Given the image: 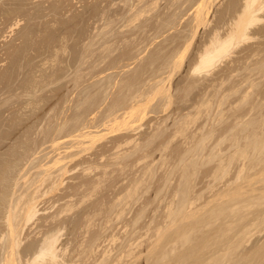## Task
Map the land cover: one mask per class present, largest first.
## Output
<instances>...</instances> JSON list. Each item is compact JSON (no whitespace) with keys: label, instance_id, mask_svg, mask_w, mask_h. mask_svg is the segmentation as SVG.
<instances>
[{"label":"rangeland","instance_id":"374dc122","mask_svg":"<svg viewBox=\"0 0 264 264\" xmlns=\"http://www.w3.org/2000/svg\"><path fill=\"white\" fill-rule=\"evenodd\" d=\"M201 1L0 0V264H6L10 252L11 211L20 214L17 222L21 240L13 264H49L35 261V253L41 241L55 233L57 245L66 250H60L61 254L68 253L67 260L64 258L67 264H94L96 260L98 264H156L163 253L168 256L165 260L163 254L165 261L159 264L168 259V264H197L199 259L201 264H214L205 257L223 250V246L231 248L224 264H264V148L255 147V142H264V11L262 21L249 29V39L236 41L233 52L216 66L194 71L198 54L216 30L226 36L234 29L245 4V0H208L211 12L207 20H211L197 28L194 11ZM140 11L143 13L139 15ZM164 78L175 95L168 107H164L165 99L157 95L127 122L85 128L88 121L87 126H91L111 115L122 99L129 101L135 92L138 94L137 90L148 91L153 82ZM185 117L189 121L185 126L192 125L185 128L186 133L179 127H183ZM82 128L99 130L95 133L101 136L94 142L86 139L90 144H80L76 135ZM138 129L141 135L136 134ZM209 133L211 138H207ZM124 134L126 141L132 142L127 143L129 146L123 145L125 139L120 141ZM173 135L175 140H171ZM203 140L206 145L200 143ZM218 140L222 142L218 144ZM165 142L171 145L165 146ZM215 142L216 148L212 147ZM239 148L245 149L246 155ZM213 150L215 154L219 151L218 155ZM66 166L70 173L63 171L59 176ZM31 197H37L40 211L26 221L22 208ZM188 211L191 213L186 214ZM261 220L263 224L259 225ZM248 223L255 225L247 228ZM191 229V238L180 239ZM218 255L214 254L215 263L223 257Z\"/></svg>","mask_w":264,"mask_h":264},{"label":"bare ground","instance_id":"6f19581e","mask_svg":"<svg viewBox=\"0 0 264 264\" xmlns=\"http://www.w3.org/2000/svg\"><path fill=\"white\" fill-rule=\"evenodd\" d=\"M158 1V0H157ZM201 1V0H200ZM155 2V1H154ZM199 2V1H198ZM207 2H208V0H202L199 4H198V6H197V8H196V11H194L195 12V21H196V26H197V28L200 26H203L204 24H205V26L208 24V22L211 20L210 18V20H207L208 18V14H209V12H211L210 11V7H208V5H207ZM239 3V2H238ZM192 6V5H191ZM142 9H144V8H142ZM141 9V10H142ZM242 10L240 11V13L238 14V16H237V19H235V20H237V21H235L234 23H236L235 24V28L234 29H232L226 36H220L219 35V33H218V31H220V29H218V30H216L217 32H216V34H215V36L212 38V39H210V41H208L209 43H207L206 44V46L204 47V50L201 52V54H198V55H200V59H199V62H197L198 64L197 65H195V66H193V67H195V69H194V71H198V70H208V69H210V68H212V67H214V66H216L217 64V62L220 60V59H222V58H224L225 56H227V55H229L231 52H233V49H234V47H235V45H236V43H240L241 41H243V40H246V39H249L250 37H249V35H248V31H249V29L250 28H252L251 26H253V25H255V24H258V22H260V21H262V19L264 18L263 17V15L261 16V13L264 11L263 9H264V0H245V4H244V6L241 8ZM145 10V9H144ZM143 10V11H144ZM230 10V9H229ZM141 13H138L139 15L140 14H142L143 12L142 11H140ZM237 12V11H236ZM235 12V13H236ZM238 13V12H237ZM137 14V15H138ZM194 14V13H193ZM263 14V13H262ZM210 16V15H209ZM235 17V16H234ZM263 17V18H262ZM264 21V20H263ZM207 23V24H206ZM211 23V22H210ZM203 24V25H202ZM206 28V27H205ZM231 29V28H230ZM196 30H198L199 31V29H196ZM197 31V32H198ZM200 32V31H199ZM215 32V31H214ZM189 33V32H188ZM196 33V32H195ZM195 33H194V35H195ZM197 34V33H196ZM192 38V37H191ZM237 41V42H236ZM236 42V43H235ZM239 45V44H238ZM179 46V45H178ZM65 48V47H64ZM111 48H112V46H111ZM110 49V48H109ZM176 49V48H175ZM173 50H174V48H173ZM177 50H178V48H177ZM179 52V51H178ZM112 54V53H111ZM175 54H177L176 52H175ZM91 55H93V54H91ZM160 55V54H159ZM172 55H173V53H172ZM157 56V55H156ZM160 59V58H159ZM158 59V60H159ZM169 59V58H168ZM155 60V59H154ZM166 60V59H165ZM172 60V59H171ZM172 62V61H171ZM170 62V63H171ZM171 64H173V62L171 63ZM192 64V63H191ZM196 64V63H195ZM166 66V65H165ZM164 66V67H165ZM175 66V65H174ZM173 66V67H174ZM177 66V65H176ZM160 70H162V69H160ZM164 70V69H163ZM171 75H172V72H171ZM170 75V76H171ZM167 77V76H166ZM167 78H169V77H167ZM168 79H162V80H159V82H153L154 83V85H152L150 88L151 89H147L148 91H144L143 92V90L141 91V89H139L138 87V89L140 90V92H138V90H137V95H136V92H135V96L134 95H132V96H128L129 97V101H126L125 99L123 100L122 99V101L121 102H119V105H117L118 103L116 102V100H115V102L117 103L116 105L118 106V107H115L116 109V113H115V110H113L114 111V113H113V111L111 112V115H108V116H106L105 115V118H103L102 120H97L95 123H94V125H91V126H87V124H88V122H87V124H86V126H85V128H91V127H96V128H99L100 126L102 127V126H109V125H114V124H116V123H123V122H127L132 116H134L135 115V113H136V111H138V110H140L141 109V107L142 106H145V105H147V103L149 102V98L151 99V98H154V97H156L157 95H161V97H163L164 99H165V104H164V107H168L170 104H171V102L173 101V95L174 94H172V92H171V86L168 84V82H167V84H165L166 83V81H167ZM169 81V80H168ZM113 82V81H112ZM254 82L255 81H253V84H254ZM122 83V82H121ZM156 83V84H155ZM252 83V82H251ZM250 83V84H251ZM256 83V82H255ZM94 84H96V83H94ZM109 84H111V83H109ZM98 85V84H97ZM115 85V84H114ZM133 85H135V84H133ZM149 85V84H148ZM111 86V85H110ZM119 86V85H118ZM256 86V85H255ZM94 87H95V85H94ZM134 87V86H133ZM190 87V86H189ZM93 88V87H92ZM96 88V87H95ZM109 88V87H108ZM146 88V87H145ZM250 88V87H249ZM254 88V87H253ZM189 89V88H188ZM135 90V89H134ZM187 91V90H186ZM189 91V90H188ZM173 93H174V91H173ZM110 94H111V92H110ZM107 95V94H106ZM134 96V97H133ZM175 96V95H174ZM245 96H248V95H245ZM89 97V96H88ZM189 97V96H188ZM90 101H92V100H90ZM118 101H120V100H118ZM188 102V101H187ZM94 103V102H93ZM181 104V103H180ZM176 105H177V103H176ZM196 106H198V105H196ZM196 106L194 105V107L196 108ZM92 107H93V105H92ZM193 108V107H192ZM114 109V108H113ZM194 109V108H193ZM178 110H180V109H178ZM177 110V111H178ZM91 111V110H90ZM174 112V111H173ZM95 113V112H94ZM109 112H107V114H108ZM166 113V112H165ZM172 112H170V114H171ZM179 113V112H178ZM185 113V112H184ZM105 114V113H104ZM181 114V113H180ZM194 114V113H193ZM173 115V114H172ZM172 115L170 116V117H172ZM183 115V114H182ZM181 115V116H182ZM189 115V114H188ZM238 116V115H237ZM104 117V116H103ZM161 117V116H160ZM166 117H169V116H166ZM176 117V116H175ZM189 117V116H188ZM188 117L186 118H183V120H184V122L185 123H183L184 125H183V127H181V126H179L180 127V129H181V131L183 130V131H185L184 133H186V129H187V127L188 126H192V125H188V126H185L186 125V123H189V121H185V119H188ZM242 117V116H241ZM240 117V118H241ZM99 118V117H98ZM178 118H180L179 116H178ZM238 118V117H237ZM239 118V119H240ZM156 119V118H155ZM163 119V118H162ZM168 119H170V118H168ZM175 119V118H174ZM190 119V118H189ZM92 119H90V121H91ZM166 120V119H165ZM175 120H177V119H175ZM237 120V119H236ZM154 121H156V120H154ZM162 121H164V120H162ZM245 121V120H244ZM175 122V121H174ZM177 122V121H176ZM180 122V121H179ZM191 122H193V120L191 121ZM207 122H209V121H207ZM238 122V121H237ZM73 123H75V122H73ZM162 123V122H161ZM160 123V124H161ZM212 123V122H211ZM240 123V122H239ZM64 124V123H63ZM65 124H66V122H65ZM64 124V125H65ZM76 124V123H75ZM157 124H158V122H157ZM181 124V123H180ZM179 124V125H180ZM190 124H193V123H190ZM153 125V124H152ZM152 125H150V126H152ZM182 125V124H181ZM205 125H207V124H205ZM154 126V125H153ZM162 126V125H161ZM211 126V124L208 126V127H210ZM253 126V125H252ZM254 126H257V125H255L254 124ZM253 126V127H254ZM156 127H158V126H156L155 125V128ZM62 128H63V126H62ZM74 128V127H73ZM84 128V127H83ZM83 128H82V131L79 133V134H77L76 136H77V138H78V143H80V144H84L85 142H88L89 143V141L87 140L86 141V139H90L91 141L90 142H94L95 140H96V137H100L101 136V134H98L99 132V130L97 131V130H86V131H84L83 130ZM163 128V127H162ZM186 128V129H185ZM190 128V127H189ZM144 129V128H143ZM204 129V128H203ZM260 129V128H259ZM139 130L140 129H138V132H137V130H136V134H139V135H141L140 133H139ZM156 130H160L159 129V127H158V129H156ZM216 130V129H215ZM253 130V129H252ZM254 130H256V127L254 128ZM253 130V131H254ZM98 132V133H95V132ZM134 131V130H133ZM161 131H163V130H161ZM189 131V130H188ZM200 131V130H199ZM211 131V130H210ZM258 131V130H257ZM256 131V132H257ZM61 132V131H60ZM72 132H73V130H72ZM157 132V131H156ZM156 132H154V133H156ZM177 132L179 133V130H177ZM193 132H195V131H193ZM216 132V131H215ZM255 132V131H254ZM130 133H132V132H130ZM143 133H145V132H143ZM152 133V132H151ZM163 133V132H162ZM183 133V132H182ZM181 133V134H182ZM72 134V133H71ZM129 134V133H128ZM127 134V135H128ZM177 134V133H176ZM175 134V135H176ZM195 135L197 134L196 132L194 133ZM211 134H212V132H211ZM211 134L209 133V136L210 137H208L207 136V138H211ZM214 134V133H213ZM252 134H253V132H252ZM256 134V133H255ZM68 135V134H67ZM70 135V134H69ZM73 135V134H72ZM126 135V136H127ZM133 135V134H132ZM145 135H147V134H145ZM149 135V134H148ZM151 135V134H150ZM155 135V134H154ZM166 135V134H165ZM190 135H193V133H191ZM195 135H193V136H195ZM202 135V134H201ZM206 135H208V134H206ZM259 135L260 134H257V137L259 138ZM262 135V134H261ZM130 136V135H129ZM164 136V135H163ZM162 136V137H163ZM174 136V135H173ZM204 136H205V134H204ZM204 136H202V138L204 137ZM213 137H214V135H212ZM252 136H254V135H252ZM251 135H249L248 137H252ZM120 137V136H119ZM123 137V136H122ZM121 137V138H122ZM124 137H125V134H124ZM123 137V139H119L121 142H122V140L124 141V139H125V141L127 140L126 138L127 137H125L124 138ZM155 137V136H154ZM172 137V136H171ZM170 137V138H171ZM188 137H190L189 136V134H188ZM201 137V136H200ZM221 137V136H220ZM219 137V138H220ZM255 137H256V135H255ZM256 137V138H257ZM261 137V136H260ZM132 138H133V140L135 141V140H137V138L136 139H134V137L132 136ZM151 138V137H150ZM175 138V136L173 137V138H171V140L172 139H174ZM186 138V137H185ZM191 138V137H190ZM192 138H195V137H192ZM202 138H201V140H202ZM205 138V137H204ZM206 138V139H207ZM252 138H254V137H252ZM256 138H254V139H256ZM258 138L256 139V140H258ZM130 139V138H129ZM128 139V140H129ZM141 139V138H140ZM153 139V138H152ZM187 139H189V138H187ZM196 139V138H195ZM222 139H223V136H222ZM131 140V139H130ZM139 140V139H138ZM137 140V141H138ZM149 140V139H148ZM175 140V139H174ZM212 140V139H211ZM224 140V139H223ZM256 140H253V141H256ZM115 141H116V139H115ZM132 141V140H131ZM133 141V142H134ZM136 141V142H137ZM141 141H143V140H141ZM152 141V140H151ZM189 141H190V139H189ZM192 141V140H191ZM205 141L206 140H203L202 142L200 141V143H203V144H205ZM220 141V142H219ZM225 141V140H224ZM260 141H261V138H260ZM139 142H140V140H139ZM172 142V141H171ZM210 142L211 141H209L208 142V144H210ZM222 142V140H218L217 141V143L219 144V143H221ZM252 142V141H251ZM76 143V145H77V142H75ZM119 145H120V142H117ZM124 144V146H125V144H126V146L130 143V141H126V143L125 142H123ZM128 143V144H127ZM132 143V142H131ZM130 143V144H131ZM170 143V142H169ZM216 143V142H215ZM214 144L213 143V145H212V147H215L216 148V146L218 145V144ZM80 144H78V146L80 145ZM90 144V143H89ZM116 144V143H115ZM129 144V145H130ZM139 144V143H138ZM192 144V143H191ZM203 144H201L202 146L201 147H203L204 145ZM236 144V143H235ZM247 144V143H246ZM245 144V148H246V146L248 145H246ZM253 145H254V143H252ZM119 145H116L115 147L117 148ZM121 145H122V143H121ZM120 145V146H121ZM128 145V146H129ZM162 145V144H161ZM170 146L171 144H166V142H165V146ZM206 145V144H205ZM215 145V146H214ZM242 145V144H241ZM73 146H75V145H73ZM119 146V147H120ZM140 146H142V145H140ZM150 146V145H149ZM188 146V145H187ZM199 146V145H198ZM230 146V145H229ZM72 147V146H71ZM137 147H139V146H137ZM147 147V146H146ZM163 147V146H162ZM194 147V146H193ZM207 147V146H206ZM240 147H242V146H240ZM255 147H257L256 149H258L259 148V150L261 149H263L264 148V142L262 143H259V141H258V144H257V142H255ZM68 148V147H67ZM116 148H114V149H116ZM134 148H136V145H135V147ZM156 148V147H155ZM160 148V147H159ZM169 148V147H168ZM167 148V149H168ZM192 148V147H191ZM204 148V147H203ZM217 148H220V147H217ZM243 148H244V146H243ZM76 149H78V148H76ZM83 149V148H82ZM84 149H85V147H84ZM119 149H121V148H119ZM153 149V148H152ZM165 149H166V147H164V151H165ZM193 149V148H192ZM197 149V148H196ZM195 149V153H196V150ZM202 149V148H201ZM200 149V150H201ZM214 149V148H213ZM89 150V149H88ZM116 150H118V149H116ZM161 150V149H160ZM162 150V151H163ZM204 150V149H203ZM214 150H216V149H214ZM213 150V153L215 152ZM239 150H240V153H242V154H245V149H240L239 148ZM86 151V150H85ZM124 151H126V150H124ZM156 151V150H155ZM161 151V152H162ZM202 151V150H201ZM226 151V150H225ZM242 151V152H241ZM123 152V151H122ZM122 152H120V153H122ZM191 152H193V151H190V154H192ZM211 152V151H210ZM222 152V151H221ZM70 153V152H69ZM83 153V152H82ZM87 153V152H86ZM85 153V154H86ZM126 153H127V151H126ZM130 153V152H129ZM171 153H173V152H171ZM185 152H183V154H184ZM198 153V152H197ZM199 153H200V151H199ZM203 154L202 155H204V152H202ZM218 153H219V151H218ZM218 153L217 154H215V155H218ZM236 153V152H235ZM117 154V153H116ZM119 154V153H118ZM117 154V156H119ZM194 154V153H193ZM212 154V153H211ZM242 154H241V156H242ZM62 155V154H61ZM71 155V154H70ZM73 155H74V153H73ZM79 155V154H78ZM105 155V154H104ZM103 155V156H104ZM123 155V154H122ZM151 156H152V153L150 154ZM170 155V154H169ZM177 155V154H176ZM197 155H200V154H197ZM202 155H200L201 157H202ZM209 155V154H208ZM208 155H206V156H208ZM213 155V154H212ZM231 155H232V153H231ZM233 155H235V154H233ZM246 155V154H245ZM103 156H102V158H103ZM116 156V155H115ZM130 156V155H129ZM196 156V155H195ZM211 156V155H210ZM214 156V155H213ZM222 156H224V155H222ZM244 156V155H243ZM70 157V156H69ZM141 157V156H140ZM150 157V156H149ZM153 157V156H152ZM167 157V156H166ZM189 157V156H188ZM187 157V158H188ZM199 157V156H198ZM197 157V158H198ZM200 157V158H201ZM216 157V156H215ZM235 157V156H234ZM66 158V157H65ZM82 158V157H81ZM129 158V157H128ZM162 158V157H161ZM165 158V157H164ZM191 158H193L192 156H191ZM190 158V159H191ZM195 158V157H194ZM194 158H193V160H194ZM199 158V159H200ZM204 158H205V156H204ZM208 158H210V157H208ZM59 159V158H58ZM140 159V158H139ZM142 159H144V158H141V160ZM145 159H147V157L145 158ZM149 159V158H148ZM147 159V160H148ZM169 159V158H168ZM183 159V158H182ZM189 159V158H188ZM189 159V160H190ZM233 159V158H232ZM63 160V159H62ZM161 160V159H160ZM166 160V159H165ZM165 160H163L164 162H165ZM179 160H181V158L179 159ZM186 160V159H185ZM192 160V159H191ZM193 160H192V162H189V163H192L191 165H193ZM203 160V159H202ZM212 159L210 158V161H211ZM230 160H231V158H230ZM73 161V160H72ZM96 161V160H95ZM142 161H144V160H142ZM154 161V160H153ZM178 161V160H177ZM183 161H184V159H183ZM195 161H198V159H196ZM210 161H208V162H210ZM229 161V160H228ZM233 162H234V160H232ZM231 161V162H232ZM182 162V161H181ZM186 162H187V160H186ZM6 163V162H5ZM83 163V162H82ZM81 163V164H82ZM153 163V162H152ZM195 163V162H194ZM201 163V162H200ZM4 164V163H3ZM16 164V163H15ZM95 165H96V163H94ZM148 164H149V162H148ZM184 164V163H183ZM196 164H197V162H196ZM195 164V165H196ZM227 164H229V163H227ZM0 165H1V163H0ZM6 165V164H5ZM4 165V166H5ZM12 165V164H11ZM16 165H18V164H16ZM67 165H68V163H67ZM83 165V164H82ZM89 165V164H88ZM152 165V164H151ZM180 165V164H179ZM201 165V164H200ZM230 166H231V164H229ZM19 166V165H18ZM40 166V165H39ZM64 166V165H63ZM101 166V165H100ZM194 166V165H193ZM221 166V165H220ZM219 166V167H220ZM9 167V169H10V166H8ZM88 167H90V166H88ZM87 167V168H88ZM92 167V166H91ZM95 168H96V166H94ZM182 167H184V169H185V166L184 165H182ZM187 167V166H186ZM219 167H217L218 169H219ZM12 168V167H11ZM15 168H16V166H15ZM76 168V167H75ZM87 168H85V169H87ZM97 168H99V167H97ZM104 168H105V166H104ZM152 168V167H151ZM216 168V167H215ZM230 168V167H229ZM228 168V169H229ZM60 169H62V168H60ZM67 166H66V168H64L63 167V169L61 170L62 172L60 173L61 175H59V176H62V173L64 174V172H66L67 170ZM71 169V168H70ZM84 169V170H85ZM182 169V168H181ZM180 169V170H181ZM193 169V168H192ZM211 169V168H210ZM92 170V169H91ZM98 170V169H97ZM146 170H147V168H146ZM149 170H150V165H149ZM148 170V171H149ZM212 170V169H211ZM215 170V169H214ZM213 170V171H214ZM221 170H222V168H221ZM224 170V169H223ZM3 171V170H2ZM10 171V170H9ZM64 171V172H63ZM144 171H145V169H144ZM194 171H196L195 169H194ZM220 171V170H219ZM226 171V170H225ZM229 171V170H228ZM7 172V171H6ZM45 172H47V171H45ZM67 172H69V171H67ZM66 172V173H67ZM188 172H190L189 170H188ZM222 172V171H221ZM227 172V171H226ZM58 173V174H59ZM70 173V172H69ZM149 173V172H148ZM223 173V172H222ZM46 174H48V173H46ZM182 174L184 175V172H182ZM190 174V173H189ZM215 174V173H214ZM66 175H68V174H66ZM99 175V174H98ZM2 176V175H1ZM0 176V177H1ZM10 176V175H9ZM38 176H40V175H38ZM47 176V175H46ZM51 176H53V174L51 175ZM65 176V175H64ZM141 176H143V175H141ZM184 176H186V173H185V175ZM188 177L189 176H191V175H187ZM212 176H214V175H212L211 174V177ZM44 177V176H43ZM48 177V176H47ZM50 177V176H49ZM48 177V178H49ZM182 177V176H181ZM15 178H17V177H15ZM61 178H63V177H61ZM184 178V177H183ZM183 178H181V180L183 179ZM186 178V177H185ZM3 179V178H2ZM20 179V178H19ZM52 179V178H51ZM57 179H58V177H57ZM137 179H139V178H137ZM188 179V178H187ZM35 180V179H34ZM34 180L32 179V181H33V183H34ZM37 180H38V178H37ZM41 180H43L44 181V179H41ZM62 180V179H61ZM66 180V179H65ZM64 180V181H65ZM141 180V179H140ZM1 181V180H0ZM5 181V180H4ZM36 181V180H35ZM40 181V180H39ZM42 181V182H43ZM186 181H188V180H186ZM5 182H7V181H5ZM9 182V181H8ZM36 182H38V181H36ZM41 182V181H40ZM45 182H46V179H45ZM48 182V181H47ZM56 182V181H55ZM61 182V181H60ZM138 182V181H137ZM10 183V182H9ZM12 183V182H11ZM32 183V182H31ZM32 183V185H34ZM58 183V182H57ZM99 183V182H98ZM139 183L140 182H138V184L137 185H139ZM29 184V183H28ZM27 184V185H28ZM50 184H51V182H50ZM59 184V183H58ZM5 185V184H4ZM11 185V184H10ZM31 185V184H30ZM29 185V186H30ZM41 186H42V184H40ZM60 185H61V183H60ZM98 185V184H97ZM186 185V184H185ZM184 185V186H185ZM6 186V185H5ZM35 186V185H34ZM37 186V185H36ZM55 186V185H54ZM82 186V185H81ZM96 186V185H95ZM183 186V187H184ZM187 186V185H186ZM11 187H12V185H11ZM27 187V186H26ZM39 187V186H38ZM50 187H52V186H49V188ZM55 187H57V185L55 186ZM98 187V186H97ZM244 187V186H243ZM252 187V186H251ZM5 188V187H4ZM30 188H31V186H30ZM37 188V187H36ZM96 188V187H95ZM129 189H130V187H128ZM186 188V190H187V188L188 187H185ZM185 188L183 189V190H185ZM246 188V187H245ZM14 189V188H13ZM20 189H23V188H20ZM55 189V188H54ZM79 189V188H78ZM254 189V188H253ZM4 190V189H3ZM11 190V189H10ZM35 190V189H34ZM68 190H70V189H68ZM134 190V189H133ZM247 190V189H246ZM255 190H256V188H255ZM9 191V190H8ZM73 191V190H72ZM128 191V190H127ZM131 191V190H130ZM175 191H177V190H175ZM257 191V190H256ZM6 192V191H5ZM12 192V191H11ZM23 192V191H22ZM27 192H28V189H27ZM67 192V191H66ZM76 192V191H75ZM179 192V191H178ZM249 192H251V191H249ZM36 193V192H35ZM39 193V192H38ZM38 193H37V195H38ZM47 193V192H46ZM128 193V192H127ZM186 193H187V191H186ZM231 193V192H230ZM248 193V192H247ZM261 193V192H260ZM26 194H31V193H26ZM75 194V193H74ZM175 194H176V192H175ZM174 194V195H175ZM181 194H183V191L181 192ZM184 194H185V192H184ZM253 194V193H252ZM13 195H14V193H13ZM12 195V196H13ZM34 195V194H33ZM33 195H31V196H33ZM177 195V194H176ZM179 195H180V193H179ZM17 196V195H16ZM28 196V195H27ZM185 196H186V194H185ZM184 196V197H185ZM14 197H15V195H14ZM19 197H20V195H19ZM19 197H18V199H19ZM21 197H23V196H21ZM29 197V196H28ZM72 197V196H71ZM84 197V196H83ZM13 198V197H12ZM34 197H31L30 198V200H28V198H27V202H26V204L24 205V207L22 208V213H21V215L23 214V217H24V220H26V221H31L36 215H38L37 213H38V211H40L39 210V208H37V204H36V202L37 201H35L36 199H37V197H36V199H33ZM39 198H41V197H39ZM86 198V197H85ZM2 199V198H1ZM22 199V198H21ZM42 199V198H41ZM185 199H186V197H185ZM185 199H182V202L183 201H185ZM15 200V199H14ZM20 200V199H19ZM23 200H25V199H23ZM82 200H84V198L82 199ZM258 200V199H257ZM1 201V200H0ZM22 201V200H21ZM26 201V200H25ZM24 201V202H25ZM81 201V200H80ZM79 201V202H80ZM251 201V200H250ZM255 201V200H254ZM258 201H260V200H258ZM17 202V201H16ZM60 202V201H59ZM11 203V202H10ZM173 203V202H172ZM184 203V202H183ZM182 203V204H183ZM191 204H192V202H190ZM195 203V202H194ZM248 203V202H247ZM258 203V202H257ZM257 203H256V205H257ZM251 204H252V202H251ZM250 203L249 204H247V205H251ZM261 204V203H260ZM22 205H23V202H22ZM21 205V206H22ZM67 205H68V203H67ZM74 204H72V206H73ZM190 205V204H189ZM193 205V204H192ZM225 205V204H224ZM247 205L246 206H243V207H247ZM255 205V204H254ZM253 205V206H254ZM16 206H18V203H17V205ZM71 206V205H70ZM70 206H67V209H68V207H70ZM77 206H78V204H77ZM76 206V207H77ZM180 206H181V204H180ZM194 206H196V205H194ZM252 206V205H251ZM251 206H248V207H251ZM178 207V206H177ZM191 207V206H190ZM222 207V209H223V206H221ZM227 207L228 206H226V208H224L225 210H227ZM20 208V207H19ZM18 208V209H19ZM73 208V207H72ZM75 208V207H74ZM174 208V207H173ZM5 209H7L6 207H5ZM9 209V208H8ZM17 209V210H18ZM182 209H184V207L182 208ZM192 209V208H191ZM200 209H201V207H200ZM43 210V209H42ZM69 210V209H68ZM174 210H176V209H174ZM178 210V209H177ZM195 210V209H194ZM214 210V209H213ZM11 211V210H10ZM9 211V212H10ZM45 211V210H44ZM66 211V210H65ZM179 211V210H178ZM185 211V210H184ZM191 211H193V210H191ZM217 211V210H216ZM219 211V210H218ZM6 212V211H5ZM13 212H15V211H11V213H10V217H9V219H8V225H9V234H10V238H11V242H10V245H9V247H10V252H9V256H8V259L6 260V264H13V262H14V260H15V254H16V252H15V249L17 248V246L18 245H20L19 244V242H21V240H19V223L17 222V219H18V217H19V215H18V213L17 214H15V213H13ZM17 212V211H16ZM179 212H181V211H179ZM190 211H188V212H186V214L187 213H189ZM197 212V211H196ZM211 212V211H210ZM224 212V211H223ZM222 212V213H223ZM226 212V211H225ZM224 212V213H225ZM62 213H64V211H62ZM178 213V212H177ZM191 213V212H190ZM221 213V212H220ZM193 214V213H192ZM218 214V213H217ZM56 215V214H55ZM139 215H141V214H139ZM209 215V214H208ZM220 215V214H219ZM261 215V214H260ZM172 216V215H171ZM170 216V217H171ZM185 216V215H184ZM214 216V215H213ZM20 217H22V216H20ZM22 217V218H23ZM186 217V216H185ZM188 217V216H187ZM197 217V216H196ZM208 217V216H207ZM244 217V216H243ZM260 217V216H259ZM138 218H140V217H137V219ZM210 217H208V219H209ZM53 219V218H52ZM59 219V218H58ZM201 219V218H200ZM214 219V218H213ZM212 219V220H213ZM220 219V218H219ZM241 219H242V217H241ZM259 219V218H258ZM257 219V220H258ZM260 219H262V218H260ZM264 219V218H263ZM262 219V220H263ZM39 220V219H38ZM135 220V219H134ZM225 220V219H224ZM244 220H247L245 217H244ZM262 220H261V223H259V225L260 224H263L262 223ZM21 221H23V220H21ZM54 221V220H53ZM136 221V220H135ZM202 221V220H201ZM215 221V220H214ZM240 221V220H239ZM253 221V220H252ZM256 221V220H255ZM36 222V221H35ZM46 222H47V220H46ZM59 222V221H58ZM207 222V221H206ZM212 222V221H211ZM211 222H210V224L208 225H206V226H210L211 225ZM224 222V221H223ZM260 222V221H259ZM264 222V221H263ZM18 223V224H17ZM49 223V222H48ZM63 223V222H62ZM133 223V222H132ZM137 223V222H136ZM158 223V222H157ZM204 223V222H203ZM254 223V222H253ZM253 223H248V225H246L247 226V228H250L251 226H253V225H255V224H253ZM256 223V222H255ZM126 224V223H125ZM128 224V223H127ZM168 224V223H167ZM191 224V223H190ZM200 223H198V225H199ZM247 224V223H246ZM64 225H65V223H64ZM164 225V224H163ZM26 227V225H23V227ZM130 226V225H129ZM148 226V225H147ZM146 226V227H147ZM150 226V225H149ZM189 226V225H188ZM192 226V225H191ZM219 226H221V225H219ZM228 226H231V225H228ZM246 226H245V228H244V231H245V229H246ZM249 226V227H248ZM257 226H258V223H257ZM40 227V226H39ZM155 228H156V225L154 226ZM223 227V226H222ZM226 227V226H225ZM233 227V226H232ZM61 228V227H60ZM151 228V227H150ZM149 228V229H150ZM154 228V229H155ZM179 228V227H178ZM184 228V227H183ZM190 228V227H189ZM194 228V227H193ZM192 228V229H193ZM199 228V227H198ZM208 228V227H207ZM206 228V229H207ZM43 229V228H42ZM59 229V228H58ZM58 229H56V231L58 230ZM63 229V228H62ZM65 229V228H64ZM147 229V228H146ZM158 229H160V228H158L157 227V230ZM170 229V228H169ZM168 229V230H169ZM189 230V231H191L190 233L187 231V233L186 234H181V235H183V236H179V237H183V238H180V239H184V240H186L187 241V239H189V237L190 236H192V235H190L191 233H192V231L193 230ZM205 228H204V230H206ZM217 229V228H216ZM167 231V228L165 229V227H164V232H166ZM197 230V229H196ZM203 230V229H202ZM210 230V229H209ZM208 230V231H209ZM220 230V229H219ZM222 230V229H221ZM228 230H229V228H228ZM55 231V230H54ZM59 231V230H58ZM231 231V230H230ZM229 231V232H230ZM242 231H243V229H242ZM243 231V232H244ZM40 232V231H39ZM50 232H52L51 230H50ZM49 232V233H50ZM149 232H150V230H149ZM149 232H148V234H149ZM155 232H157L158 233V231H155ZM168 232V231H167ZM175 232V231H174ZM213 232V231H212ZM226 232V231H225ZM22 233V232H21ZM53 233H55V232H53ZM62 233V232H61ZM156 233V234H157ZM189 233V234H188ZM203 233V232H202ZM46 234H47V232H46ZM56 234V233H55ZM53 235V234H50L47 238L45 237V239H43L44 241H41L42 242V244L40 243V247H38L39 249L37 250V253H35V261H38V260H40V261H42L43 263L46 261L47 263H49V264H67V256H66V254H68V253H66L65 254V256L64 255H62L61 254V252H60V250H64L65 252H66V250H65V248L64 249H60V245L58 244L57 245V243H58V237H56V235ZM168 234V233H167ZM194 234H196V233H194ZM223 234V233H222ZM238 234H240V233H238ZM243 234V233H242ZM62 235V234H61ZM136 235V234H135ZM141 235V234H140ZM162 235V234H161ZM177 235V234H176ZM190 235V236H189ZM206 235V234H205ZM204 235V236H205ZM216 235V234H215ZM1 236V235H0ZM116 236V235H115ZM143 236V235H142ZM151 236H152V234H151ZM169 236V235H168ZM212 236V235H211ZM239 236V235H238ZM237 236V237H238ZM245 236H246V234H245ZM97 237V236H96ZM95 237V238H96ZM112 237V236H111ZM139 237V236H138ZM137 237V238H138ZM155 237H157V235H155L154 236V238ZM196 237V236H195ZM199 237V236H198ZM200 237H203V236H200ZM207 237V236H206ZM243 237V236H242ZM61 238V237H60ZM130 238V237H129ZM131 238H132V235H131ZM139 238H141V237H139ZM191 238V237H190ZM197 238V237H196ZM226 238V237H225ZM234 238H236V237H234ZM112 239V238H111ZM153 239V238H152ZM151 239V240H152ZM171 239V238H170ZM210 239V238H209ZM208 239V240H209ZM4 240V239H3ZM110 240V239H109ZM131 240V239H130ZM135 240V239H134ZM191 240V239H190ZM197 240V239H196ZM199 240V239H198ZM206 240V239H205ZM222 240H223V238H222ZM240 240V239H239ZM81 241V240H80ZM88 241V240H87ZM149 241H150V239H149ZM156 241V240H155ZM175 241V240H174ZM216 241V240H215ZM214 241V242H215ZM3 242V241H2ZM83 242V241H82ZM85 242V241H84ZM127 242V241H126ZM131 242H133V241H131ZM136 242V241H135ZM134 242V243H135ZM209 242V241H208ZM212 242V241H211ZM81 243V242H80ZM96 243V242H95ZM210 243V242H209ZM224 243V242H223ZM236 243H237V241H236ZM241 243V242H240ZM129 245H130V243H128ZM133 244V243H132ZM141 244V243H140ZM161 244V243H160ZM192 244V243H191ZM225 244V243H224ZM70 245H71V243H70ZM83 244L81 243V246H82ZM95 246H96V244H94ZM185 245H186V243H185ZM184 245V246H185ZM223 245V244H222ZM241 245V244H240ZM35 246V245H34ZM34 246H31V247H34ZM134 246V245H133ZM207 246V245H206ZM205 246V248H207ZM237 246V245H236ZM131 248H132V245L130 246ZM171 247V246H170ZM181 247H183L182 245H181ZM27 248V247H26ZM61 248H63L62 246H61ZM70 248V247H69ZM77 248V247H76ZM75 248V249H76ZM92 248H94V247H92ZM169 248V247H168ZM184 248V247H183ZM197 248V247H196ZM212 248V247H211ZM218 248H220V250L222 249V247H218ZM223 248L225 249H223V250H221V251H219V252H215L214 254H221L220 256H223L222 258H219V260H220V262L219 261H217V262H219V263H217V264H224L223 263V259L225 258V262H226V260H227V256H228V258H230L229 256L231 255L230 254V250H231V248H230V246L228 247H224L223 246ZM81 248H79V250H80ZM126 249V248H125ZM124 249V250H125ZM182 249V248H181ZM185 249H186V247H185ZM199 249H200V247H199ZM81 250H83V249H81ZM95 250V249H94ZM96 250H97V248H96ZM105 250V249H104ZM103 250V251H104ZM127 250V249H126ZM133 250V249H132ZM188 249H186V251H187ZM202 250V249H201ZM204 250H206V249H204ZM69 251V250H68ZM92 251V250H91ZM112 251V250H111ZM172 251H174V250H172ZM208 251V250H207ZM217 251V250H216ZM233 251H234V249H233ZM64 252V253H65ZM76 252H78V251H76ZM85 252V251H84ZM97 252V251H96ZM128 252V251H127ZM131 252V251H130ZM129 252V253H130ZM133 252V251H132ZM134 252H136V251H134ZM176 252H177V250H176ZM175 252V253H176ZM220 252H222V253H220ZM224 252V253H223ZM258 252V250L256 251V253ZM4 253V252H3ZM98 253V252H97ZM104 253V252H103ZM106 253V252H105ZM104 253V254H105ZM108 253H110V252H108ZM127 254V255H130V254ZM143 253V252H142ZM193 254H194V252H192ZM255 253V254H256ZM20 254V253H19ZM30 254V253H29ZM72 254V253H71ZM80 254V253H79ZM78 254V255H79ZM85 254V253H84ZM160 254V253H159ZM164 254V253H163ZM163 254L161 255L160 254V256H161V260H163L164 258H165V260H166V256H168L167 255V253L166 254H164V258H162V256H163ZM172 254V253H171ZM171 254H169V255H171ZM180 254V253H179ZM183 253H181V255H182ZM197 254V253H196ZM200 254V253H199ZM206 254H208V253H206ZM214 254H212V255H209L208 257H205L206 258V261L207 260H210V261H213V263L214 264H216L215 263V261L217 260V258H216V260H213V259H215V257H217V256H214ZM223 254V255H222ZM88 255H91V253L90 254H88ZM95 255V254H94ZM126 255V254H125ZM138 255V254H137ZM136 255V256H137ZM156 255H158V254H156ZM175 255V254H174ZM176 255H178L177 253H176ZM181 255H179V256H181ZM218 255V256H219ZM240 255V254H239ZM71 256V255H70ZM105 256H107V255H105ZM122 256V255H121ZM131 256V255H130ZM135 256V257H136ZM179 256H177L178 258H179ZM183 256H184V254H183ZM182 256V257H183ZM190 256V255H189ZM214 256V257H213ZM219 256V257H220ZM233 256V255H232ZM18 257V256H17ZM28 257V256H27ZM26 257V258H27ZM66 257V258H65ZM69 257V256H68ZM81 257V256H80ZM98 257V256H97ZM103 257V256H102ZM129 256H127V258H128ZM181 257V258H182ZM195 257V256H194ZM200 257V256H199ZM201 257H202V255H201ZM254 257V256H253ZM31 258V257H30ZM64 258L66 259V260H64ZM86 258H87V260H88V258H90V257H87L86 256ZM105 258V257H104ZM103 258V260H105ZM108 258V257H107ZM119 258H121V257H119ZM133 258V257H132ZM139 258V257H138ZM170 258V257H169ZM173 258V257H172ZM177 258V259H178ZM187 258V257H186ZM196 258V257H195ZM236 258H238V257H236ZM245 258V257H244ZM28 259V258H27ZM81 259V258H80ZM92 259V258H91ZM95 260H96V258H94ZM101 259V258H100ZM125 259H126V257H125ZM157 259H158V257H157ZM156 259V260H157ZM160 259H158V260H160ZM192 259V258H191ZM202 259L203 258H201V261H202ZM246 259V258H245ZM74 260V259H73ZM77 260V259H76ZM79 260V259H78ZM103 260H101L103 263L104 262H106V261H103ZM107 260V259H106ZM109 260V259H108ZM117 260L119 261V259H118V257H117ZM116 259H115V261H117ZM123 260V259H122ZM121 260V261H122ZM137 260V259H136ZM136 260L134 261L135 263H136ZM160 260V261H161ZM165 260H163V261H165ZM169 260V259H168ZM167 260V261H168ZM193 260V259H192ZM204 260V259H203ZM234 260V259H233ZM255 260V259H254ZM39 261V262H40ZM85 261V260H84ZM89 261V260H88ZM114 261V262H115ZM156 262V264L158 263H163L162 261L161 262ZM166 261V262H167ZM169 261H171V260H169ZM169 261L167 262V264L169 263ZM210 261H208V262H210ZM236 261V260H235ZM242 261V260H241ZM258 261V260H257ZM28 262H30V261H28ZM33 262V261H32ZM82 262V261H81ZM96 262H97V260H96ZM95 262V263H96ZM109 262H110V260H109ZM126 262V261H125ZM166 262H164L165 264H166ZM198 262H199V264H201L200 263V259L196 262L197 264H198ZM230 262V261H229ZM237 262V261H236ZM69 263V262H68ZM87 263V262H86ZM89 263V262H88ZM94 263V264H95ZM107 263V262H106ZM118 263V262H117ZM171 263V262H170ZM203 264H205L206 262L204 261V262H202ZM212 263V262H211ZM239 263V262H238ZM25 264H26V261H25ZM34 264V263H33ZM96 264H98V263H96ZM101 264V263H100ZM112 264V263H111ZM113 264H115V263H113ZM173 264H175V263H173ZM176 264H178L177 262H176ZM181 264V263H180ZM235 264V263H234ZM237 264V263H236Z\"/></svg>","mask_w":264,"mask_h":264}]
</instances>
